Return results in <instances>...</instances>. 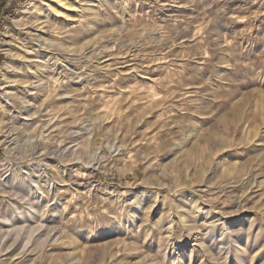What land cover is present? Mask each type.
<instances>
[{
  "label": "rangeland",
  "instance_id": "obj_1",
  "mask_svg": "<svg viewBox=\"0 0 264 264\" xmlns=\"http://www.w3.org/2000/svg\"><path fill=\"white\" fill-rule=\"evenodd\" d=\"M28 1L0 20V70ZM78 7L60 85L32 90L44 111L27 125L20 89L40 83L17 61L5 78L16 110L0 107V141H18L24 176L50 178L62 199L60 213L49 197L55 240L12 264H264V0Z\"/></svg>",
  "mask_w": 264,
  "mask_h": 264
},
{
  "label": "bare ground",
  "instance_id": "obj_2",
  "mask_svg": "<svg viewBox=\"0 0 264 264\" xmlns=\"http://www.w3.org/2000/svg\"><path fill=\"white\" fill-rule=\"evenodd\" d=\"M82 1L84 0H29L25 6L26 10L23 11L25 12L23 18L16 20L18 28L16 34H14V36L12 35L15 44H13V42H8V59L4 62V66L0 70V107L4 103L9 104L8 101L12 98L8 86H5V83H7L5 78H7L9 67H13L9 66V64H13L17 61L19 66H25V68H27L31 79L40 83V85L31 83L29 84L31 88L28 85L20 89L22 98L19 100L28 103V106H30L27 111L28 119L25 120L26 124L24 125L30 123L29 120L32 121L36 114L39 115V112L42 113V111H44L39 106V108H35L36 102L31 99L33 95L32 90L36 89L38 86H42L43 81L47 88H49V86H54L55 88L60 85V80L63 78L64 71H66L64 69V64L66 62L63 58L67 61L65 55L61 53L60 50H65L63 44L65 38L68 35L77 32L76 30L79 24H81V18L84 13L81 12L79 14L80 18L74 19H72L71 13L72 10L75 9L76 11L79 9L78 4ZM79 48L80 47L74 48V54H77ZM33 67H35V71L33 70ZM77 70L75 69V74L77 78H80L77 74ZM15 84L16 83H13V86H15ZM23 84L27 85L28 83L24 81ZM28 96H30V99H28ZM34 108L35 111H33ZM15 110L16 108H12L10 105L9 111L14 113ZM35 120L37 121L36 118ZM47 126L49 125H44L43 129H46ZM37 128L35 130H37ZM40 139H36L34 145H31V137L24 139V142L31 145L32 148L30 154L27 156L36 157V159L39 160V166L44 164V166H47L48 164L45 161L48 159V151L50 150H44L39 141ZM60 142L62 143L63 141ZM0 145L3 147L6 154L4 157L0 158V192H4V189L9 186V184L14 188V194L12 195L14 199L10 198L9 200H6V202L0 207V256L4 258L5 263L12 264L14 263L13 260L16 255L21 256L20 259H25L27 253L30 254L33 250L37 251L35 248H37L38 245L40 246V253L43 254L45 248L50 245V242L53 239L55 240L54 236L57 233L52 235L54 231L52 233L51 227L49 226L50 219L47 215L50 212L49 197L52 195L53 198H55V208L59 212L62 210V199L59 197L60 186H57L54 183L52 184L50 178L48 180L39 176L31 177L28 173L27 177L24 176L26 174L22 172L23 168L21 167V160L16 154L17 147L15 145H20L18 141H15L14 139L8 140L6 138L0 141ZM111 150L112 153L116 154L119 153L120 147L112 148ZM63 156L64 153L62 151L60 157ZM73 156L76 160H80L78 158L79 152H74ZM91 162L92 163L90 164L92 165H95V163L99 164L98 155L96 158H92ZM233 170H235V168H232L229 171L231 172ZM10 179H12V181ZM64 181L65 180H63V182ZM184 216L185 215L183 214L180 215L182 221L184 220ZM20 248L24 251L17 253ZM82 256L83 254L68 259L65 264H86L85 261L82 260ZM110 257L112 258L114 256Z\"/></svg>",
  "mask_w": 264,
  "mask_h": 264
},
{
  "label": "trees",
  "instance_id": "obj_3",
  "mask_svg": "<svg viewBox=\"0 0 264 264\" xmlns=\"http://www.w3.org/2000/svg\"><path fill=\"white\" fill-rule=\"evenodd\" d=\"M20 1L24 0H0V20L3 16L14 13ZM2 55L0 54V63ZM1 155V150H0Z\"/></svg>",
  "mask_w": 264,
  "mask_h": 264
}]
</instances>
